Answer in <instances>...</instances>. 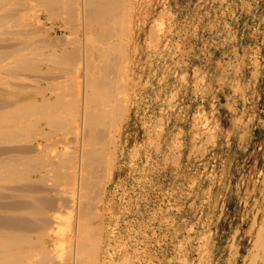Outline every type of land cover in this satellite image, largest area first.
Wrapping results in <instances>:
<instances>
[{
  "label": "rangeland",
  "instance_id": "obj_1",
  "mask_svg": "<svg viewBox=\"0 0 264 264\" xmlns=\"http://www.w3.org/2000/svg\"><path fill=\"white\" fill-rule=\"evenodd\" d=\"M132 1L98 263L264 264V0Z\"/></svg>",
  "mask_w": 264,
  "mask_h": 264
},
{
  "label": "bare ground",
  "instance_id": "obj_2",
  "mask_svg": "<svg viewBox=\"0 0 264 264\" xmlns=\"http://www.w3.org/2000/svg\"><path fill=\"white\" fill-rule=\"evenodd\" d=\"M132 10V0H0V264H99Z\"/></svg>",
  "mask_w": 264,
  "mask_h": 264
}]
</instances>
